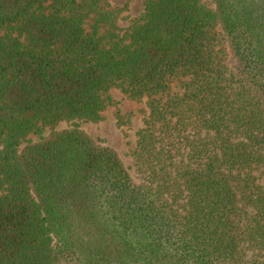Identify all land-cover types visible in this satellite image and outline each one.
<instances>
[{
	"label": "trees",
	"instance_id": "1",
	"mask_svg": "<svg viewBox=\"0 0 264 264\" xmlns=\"http://www.w3.org/2000/svg\"><path fill=\"white\" fill-rule=\"evenodd\" d=\"M210 1L0 0V264H264V0Z\"/></svg>",
	"mask_w": 264,
	"mask_h": 264
},
{
	"label": "rangeland",
	"instance_id": "2",
	"mask_svg": "<svg viewBox=\"0 0 264 264\" xmlns=\"http://www.w3.org/2000/svg\"><path fill=\"white\" fill-rule=\"evenodd\" d=\"M111 4L118 5L122 9L117 25L124 28L129 19L136 15L141 9L142 0H109ZM211 6L210 0H201ZM226 63L231 65L232 59L227 58ZM172 88H175L174 83ZM111 102L107 103L102 109L101 119L97 121H76L78 127L90 135L96 142L111 145L120 156L123 164L127 168L134 181L139 180V176L131 162L129 155L130 147L134 144L135 131L142 124V112L144 102L135 101L126 97L119 89L113 85L108 89ZM71 121L60 120L54 128L70 126ZM47 128L43 132H46ZM34 137L33 134H31Z\"/></svg>",
	"mask_w": 264,
	"mask_h": 264
}]
</instances>
